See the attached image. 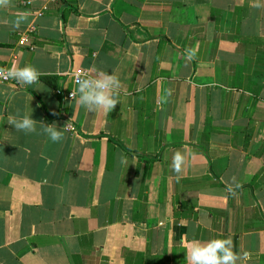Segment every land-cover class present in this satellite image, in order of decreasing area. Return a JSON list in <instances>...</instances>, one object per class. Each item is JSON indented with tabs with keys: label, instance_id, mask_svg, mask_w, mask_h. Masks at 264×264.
<instances>
[{
	"label": "crops",
	"instance_id": "obj_1",
	"mask_svg": "<svg viewBox=\"0 0 264 264\" xmlns=\"http://www.w3.org/2000/svg\"><path fill=\"white\" fill-rule=\"evenodd\" d=\"M25 65L0 80V264H188L215 238L264 264V0H0V68ZM78 68L118 77L112 111L67 96Z\"/></svg>",
	"mask_w": 264,
	"mask_h": 264
},
{
	"label": "clouds",
	"instance_id": "obj_2",
	"mask_svg": "<svg viewBox=\"0 0 264 264\" xmlns=\"http://www.w3.org/2000/svg\"><path fill=\"white\" fill-rule=\"evenodd\" d=\"M25 18L21 16L14 22V26L18 27ZM195 53L189 51L187 59H192ZM0 76L4 79H14L22 85H33L37 82L40 73L33 65H25L24 67H11L8 69L0 68ZM76 91L79 93L78 103L87 111H95L102 109L106 112L113 110L119 102L118 95L121 87L118 77L114 73L98 72L95 76H91L88 72L81 74L75 80ZM72 95V94H71ZM8 124L14 126L17 131L24 133H33L37 131V121L31 116V113H25L22 116L9 117ZM41 130L52 142H57L63 138L67 128H57L56 125L42 122ZM183 157L176 154L173 158L172 169L179 172ZM241 185L237 182L236 188ZM229 194H234L233 187H227ZM185 259L188 264H236L237 260L247 261L248 253L244 252L241 256L232 248V241L229 238H215L201 243L199 241H191L185 249Z\"/></svg>",
	"mask_w": 264,
	"mask_h": 264
},
{
	"label": "built area",
	"instance_id": "obj_3",
	"mask_svg": "<svg viewBox=\"0 0 264 264\" xmlns=\"http://www.w3.org/2000/svg\"><path fill=\"white\" fill-rule=\"evenodd\" d=\"M26 3L29 4V1H26ZM21 43H24L23 39L21 40ZM84 72H88V71H86V70H84L82 68H78V69H75V70L71 71L70 76L72 77L74 84H75V80L77 78H79L81 76V74L84 73ZM0 80L3 81V82H10L12 79H4L2 76H0ZM67 96L69 98H75V97L78 96V92L75 91V90H72V91L68 92Z\"/></svg>",
	"mask_w": 264,
	"mask_h": 264
},
{
	"label": "trees",
	"instance_id": "obj_4",
	"mask_svg": "<svg viewBox=\"0 0 264 264\" xmlns=\"http://www.w3.org/2000/svg\"><path fill=\"white\" fill-rule=\"evenodd\" d=\"M65 16V15H64ZM56 78H54V77H47V80L51 83V84H54V80H55Z\"/></svg>",
	"mask_w": 264,
	"mask_h": 264
}]
</instances>
